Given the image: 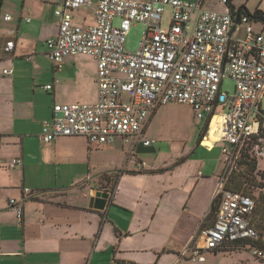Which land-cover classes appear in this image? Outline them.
<instances>
[{
  "label": "crops",
  "instance_id": "crops-1",
  "mask_svg": "<svg viewBox=\"0 0 264 264\" xmlns=\"http://www.w3.org/2000/svg\"><path fill=\"white\" fill-rule=\"evenodd\" d=\"M206 1L197 2L211 11L230 9L222 0ZM98 2L77 11L74 21L93 25ZM63 4L0 0V264H179L198 242L200 230L214 224L210 214L221 176L180 171L184 160L174 168L151 171L137 158L152 151L143 146L128 155L111 187L103 177L92 183L70 175L53 179L42 172L64 159L58 149L66 138L52 144L40 139L44 122L53 120L54 106L98 100L92 57H70L57 71L47 55V41L58 34L55 11ZM256 31L264 35V28ZM11 41L15 48L9 55L5 48ZM6 69L13 75H4ZM48 85L53 86L50 92ZM119 141L125 148L123 139L115 143ZM209 144L200 145L211 151L220 143ZM14 159L23 165L10 168ZM142 163L146 166L141 170ZM45 179L49 184L41 182ZM99 192L109 194L104 210L94 208ZM12 200L23 206L21 222Z\"/></svg>",
  "mask_w": 264,
  "mask_h": 264
},
{
  "label": "built area",
  "instance_id": "built-area-1",
  "mask_svg": "<svg viewBox=\"0 0 264 264\" xmlns=\"http://www.w3.org/2000/svg\"><path fill=\"white\" fill-rule=\"evenodd\" d=\"M91 4L92 0H64L55 11L58 34L46 46L57 71L70 57L89 56L96 61L98 100L93 105H55L53 120L43 124L42 142L76 137L89 147H102L123 139L132 155L139 146L155 144L145 134L160 107L188 105L196 119L207 121L203 141L216 122L218 140L212 147L224 143L223 153L230 155L227 169L233 167L236 149L259 134L264 114V35L253 26L257 22L231 9L207 10L200 2L99 0L94 24L76 23L75 13ZM222 5L228 6L229 0H222ZM167 9L172 16L170 28L165 30L162 20ZM4 20L9 22L11 17ZM135 24H143L146 31L138 51L129 52L127 36ZM238 27H242L240 37L235 36ZM14 48L11 41L5 52L10 55ZM3 73L10 76L13 70ZM226 80L235 84L233 95L223 91ZM45 90L50 92L53 86ZM256 154L264 159V142ZM19 165L23 161L14 159L10 168ZM145 166L142 163L139 169ZM225 182L226 173L215 196L214 224L203 227L198 242L186 251L193 254V261L227 243L258 239L250 224L256 201L243 192L226 190ZM24 191L30 194L28 189ZM11 205L21 222L23 206L16 200ZM251 251L264 263V250Z\"/></svg>",
  "mask_w": 264,
  "mask_h": 264
},
{
  "label": "rangeland",
  "instance_id": "rangeland-1",
  "mask_svg": "<svg viewBox=\"0 0 264 264\" xmlns=\"http://www.w3.org/2000/svg\"><path fill=\"white\" fill-rule=\"evenodd\" d=\"M184 1L197 2L198 0ZM218 1L207 0L206 2L209 5ZM233 2L236 10L244 7L251 15L257 10L264 13V0H233ZM171 16V9H167L162 20L163 29L168 30L170 28ZM115 23L117 25L119 21ZM253 26L260 30L264 28L261 23H256ZM241 30L242 27H238L235 36L240 37ZM145 31L146 27L143 24L132 26L127 36V51H138ZM223 91L233 95L235 93L234 82L226 80L223 84ZM215 128L216 125L211 131L212 133L209 134L205 146L210 143V139L212 141L218 139L213 137ZM205 131L207 133V121L196 119V113L191 106L174 104L160 107L153 116L145 134L148 140L155 142L152 147V153L139 154L137 158L140 161H144L151 171H163L166 167H171L172 165V168H174V165L184 160L185 163L178 167L180 171L194 172L195 170H200L205 176L212 177L217 176V174L222 177L227 171V175H229L234 168L231 166L227 169L230 155L223 153V148L226 145L220 143L217 144L214 150L208 151L199 143L201 135ZM227 147L230 152L233 151V147ZM88 149L84 139L66 138L61 141L58 149L59 154L64 156L63 162L54 166V168H45L42 172L45 174L48 172L53 179L56 174H60L61 177L70 175L72 178L74 176L84 177L92 181V183L103 177V181H108V186H113L112 181L115 182L116 174L127 165V157L131 151L130 145L127 144L123 148L119 141L110 146ZM130 160L131 166L135 159L131 157ZM132 167L135 168V164H132ZM236 169L239 173L247 174L246 168L242 165L240 167L236 165L234 170ZM262 173H264V159L258 162L257 170L250 178L254 179L255 186L260 185V183L261 185L264 184V174ZM31 180L34 181L36 179L33 177ZM41 182L49 184V179L41 180ZM192 257V253L184 255L179 264H264L255 258L249 249L228 250L218 254L213 253V251H205L197 261H193Z\"/></svg>",
  "mask_w": 264,
  "mask_h": 264
},
{
  "label": "trees",
  "instance_id": "trees-1",
  "mask_svg": "<svg viewBox=\"0 0 264 264\" xmlns=\"http://www.w3.org/2000/svg\"><path fill=\"white\" fill-rule=\"evenodd\" d=\"M233 0H229L230 9L233 12L234 6H232ZM239 15H246L257 23H261L264 26V13L260 10H257L253 15H251L246 8L242 7L239 11ZM261 127L259 134L252 136L247 139L243 144H241L236 149V154L238 155L237 160L232 168L235 169L236 165L240 167L244 166L247 170V174L239 173L236 170H232V173L227 175L226 172V182L225 189L235 192H243L248 196L252 197L256 201V209L251 216L250 224L255 229L258 234L257 240H248L242 241L239 243H227L222 247L213 251V253L218 254L223 251L228 250H243V249H261L264 250V184L255 186L254 179H250L253 176L254 172L257 170L258 162L262 158L258 157L256 154V149L258 146H261L264 142V114L260 117ZM208 131V125H207ZM206 131L201 135L199 143L203 141ZM234 152V149L231 153ZM264 174V173H262ZM262 180V179H261ZM257 192V194H255ZM216 200L213 203L212 211L210 216H216Z\"/></svg>",
  "mask_w": 264,
  "mask_h": 264
},
{
  "label": "water",
  "instance_id": "water-1",
  "mask_svg": "<svg viewBox=\"0 0 264 264\" xmlns=\"http://www.w3.org/2000/svg\"><path fill=\"white\" fill-rule=\"evenodd\" d=\"M96 197L97 200H95L96 202L94 208L97 210H104L107 205V199L109 197V194L99 192Z\"/></svg>",
  "mask_w": 264,
  "mask_h": 264
},
{
  "label": "bare ground",
  "instance_id": "bare-ground-1",
  "mask_svg": "<svg viewBox=\"0 0 264 264\" xmlns=\"http://www.w3.org/2000/svg\"><path fill=\"white\" fill-rule=\"evenodd\" d=\"M215 123H216V122H214V123L212 124V126H211V130H210L209 134L212 133L211 131L213 130V128H214L215 125H216ZM216 131H217V127L215 128V130H214V132H213V137L217 139V138H218V135L216 134ZM208 137H209V136H208ZM208 137H206L205 140L203 141V145L205 144V142H207V140H208L207 138H208ZM217 140H218V139H217ZM217 140H216V141H217ZM209 142L212 143V146H213V141H212L211 139L209 140ZM204 146H205V145H204ZM212 146H211V147H212ZM208 147H210V146H208Z\"/></svg>",
  "mask_w": 264,
  "mask_h": 264
}]
</instances>
